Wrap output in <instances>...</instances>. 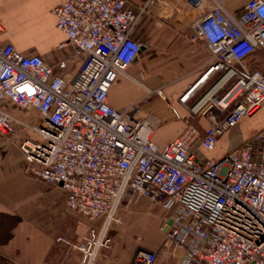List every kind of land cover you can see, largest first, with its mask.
Returning a JSON list of instances; mask_svg holds the SVG:
<instances>
[{
	"label": "built area",
	"instance_id": "1",
	"mask_svg": "<svg viewBox=\"0 0 264 264\" xmlns=\"http://www.w3.org/2000/svg\"><path fill=\"white\" fill-rule=\"evenodd\" d=\"M153 1L65 0L57 6V26L68 38L61 47L71 45L82 56L71 78L56 74L42 55L4 42L0 22V134L15 140L25 125L1 106L4 100L38 113L29 126L35 136L21 137L19 147L30 174L61 186L65 210L89 222L74 245L80 264H94L111 247L119 209L142 199L159 204L162 231L172 221L165 231L172 247L139 246L129 264H264V127L221 157L197 154L199 145L214 150L221 136L264 105V69L246 62L264 52V0H249L239 15L227 0H167L184 5V13L200 10L193 37L207 41L212 58L201 80L215 72L220 77L202 105H186L194 115H209L205 135L191 126L163 146L135 106L116 109L108 99L143 48L138 30ZM0 264L14 263L0 258Z\"/></svg>",
	"mask_w": 264,
	"mask_h": 264
},
{
	"label": "crops",
	"instance_id": "2",
	"mask_svg": "<svg viewBox=\"0 0 264 264\" xmlns=\"http://www.w3.org/2000/svg\"><path fill=\"white\" fill-rule=\"evenodd\" d=\"M64 1L0 0V22L5 27L2 34L4 42L13 44L24 54L42 55L47 62L54 65L56 74L71 78L77 71L82 56L71 45L61 47L68 38L57 26L54 9ZM145 1L133 0V3L141 5ZM248 1L227 0L225 5L233 14L239 15ZM175 3L167 0L152 2L138 30V37L144 44L143 49L128 67L127 74L121 75L113 83L108 94L109 103L116 109L135 106L136 116L147 119L153 125V139L161 146L179 137L191 126L199 130L200 138L205 135L210 125L209 115H194L187 106H200L208 100L205 96L220 77V73L215 72L201 80L212 58L207 41L193 37L192 20L200 15V10L188 9L184 13V5ZM263 53V50L255 52L247 59V65L252 69H264ZM61 62H66V68H60ZM197 82L199 83L189 98L185 103L182 102L180 98ZM1 106L26 121L36 112L33 109L23 110L25 108L22 107L15 113L14 108L19 105L9 99L4 100ZM263 110L264 105L255 115L243 118L221 136L216 148L212 150L216 151L214 157H221L242 145L264 127V121L260 120ZM29 135L35 136L34 133ZM200 150L205 149L199 145L197 153ZM65 198L66 193L61 186L48 184L30 174L20 147L0 135L2 261H11L14 264H44L20 259L16 247L22 243L28 247L32 244L42 245L45 249L58 246L56 249L65 258L73 256L65 241L58 240L60 233L69 225L74 230L71 220L75 217L78 221L77 230H80L77 233L80 241L90 224L65 210ZM104 250L94 264L101 256H105L109 264H116L114 254H108ZM132 256H124L117 264H129ZM160 259L165 258L161 256Z\"/></svg>",
	"mask_w": 264,
	"mask_h": 264
},
{
	"label": "rangeland",
	"instance_id": "3",
	"mask_svg": "<svg viewBox=\"0 0 264 264\" xmlns=\"http://www.w3.org/2000/svg\"><path fill=\"white\" fill-rule=\"evenodd\" d=\"M143 22H141V26ZM21 108V106H15V113H18ZM28 109L29 108H25L23 110ZM33 114L34 116H31L28 121L22 118L25 125L23 128H19L15 140L6 138L4 135L0 134L1 137L12 141L19 146L21 137L33 134V130L29 128V126H32L37 121L38 113L33 112ZM260 120L261 122L264 121V110L262 111ZM214 153H216V151L200 150L197 154L200 157L207 159L214 157ZM118 215L121 218V223H116L112 226L109 231L112 237L111 247L104 250L108 254H114L113 259L116 261V264L120 263L124 256H128L129 254L133 255L139 246L142 245L149 249H163L165 252L172 247L167 241L165 231H162L164 215L159 204L156 202L144 199L137 205L133 203L129 206L120 208ZM71 221L73 222L74 230L72 231L69 227L70 225L68 228L65 227L64 231L60 233L59 238L60 240L65 241L68 250L74 254L73 256L65 258L64 254L56 249L58 246H50L48 249H45V246L42 245L33 246L32 244L31 247H28L22 243L16 247L20 259L23 261L25 260L26 262L36 261L44 264H80L82 253L74 247V245H78L79 243L77 233H79L80 230H77V219L72 217ZM67 233L68 236H65ZM96 264H109V262L106 260L105 256H101Z\"/></svg>",
	"mask_w": 264,
	"mask_h": 264
},
{
	"label": "water",
	"instance_id": "4",
	"mask_svg": "<svg viewBox=\"0 0 264 264\" xmlns=\"http://www.w3.org/2000/svg\"><path fill=\"white\" fill-rule=\"evenodd\" d=\"M143 49V48H142ZM172 223V221H169V224L166 226L165 231L168 230L169 225Z\"/></svg>",
	"mask_w": 264,
	"mask_h": 264
}]
</instances>
